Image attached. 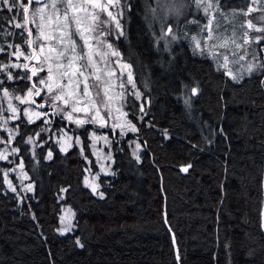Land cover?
<instances>
[{
    "label": "trees",
    "instance_id": "1",
    "mask_svg": "<svg viewBox=\"0 0 264 264\" xmlns=\"http://www.w3.org/2000/svg\"><path fill=\"white\" fill-rule=\"evenodd\" d=\"M166 1L120 0L121 28L103 25L131 65L141 95L135 104L142 107L133 117L136 133L121 137L103 128L114 136L115 149V172L101 179L103 198L84 184L81 148L61 150L43 133L42 119L20 115L13 146L36 191L20 198L9 190L8 165L0 160V264H264V70L237 81L186 37L173 43L161 30ZM22 13L18 1L12 11L0 2V67L17 47L29 51L27 28L14 33L15 24L24 25ZM17 75L28 76L19 69L9 80L6 69L0 72V120L4 89L31 88ZM54 115L58 126L66 124ZM37 133L33 153L28 139ZM130 135L143 146L140 160L128 145ZM83 140L96 169L87 131ZM63 203L76 212L73 234L58 233Z\"/></svg>",
    "mask_w": 264,
    "mask_h": 264
},
{
    "label": "rangeland",
    "instance_id": "2",
    "mask_svg": "<svg viewBox=\"0 0 264 264\" xmlns=\"http://www.w3.org/2000/svg\"><path fill=\"white\" fill-rule=\"evenodd\" d=\"M17 1L20 7L21 3L19 0ZM50 2L51 0L40 1L39 4L32 5L29 12V23L33 33L32 46L38 51V55L36 56L37 59H33L29 66L31 68H37V75L33 76V83L43 90L44 103L51 105L53 111L50 112V115L47 111L43 110V108L39 107L40 104L32 103V101L37 100L36 89H33V95L31 97L27 95L30 88L23 92H8V96L4 95L6 104L1 108L3 114L0 120V156L6 158L0 160L5 161L8 165L4 171L5 181L9 190H11L9 187V182H11L12 187L16 188L15 192L20 198H22L23 195L28 196L29 194H34L36 191V184L29 177L25 168V162L23 158L20 157L18 148L13 146V141L19 132L17 121L20 115H24L25 110H27L31 116V120H29L28 116L24 115L25 118L29 122L42 119L44 121L42 128L43 133H45L49 139H53L61 150L67 151L74 146H79L81 148V154L87 161L84 184L92 191L95 188V191H93L94 194L103 198L104 192L101 190V179L103 176L113 175L115 172L114 136L104 129H114L120 133L121 137L128 132L136 133L138 126L133 117H140L142 107L138 108L135 101L140 100L141 95L136 87L132 69L131 73L135 87L133 88L132 84L126 83L127 71L125 70L122 72L120 68L121 63H127L122 60L121 55L119 58L120 63L116 62L117 58L115 56H107L102 60L100 55H94V59L97 61V68L99 69L97 75H100V80H96L95 77L90 74L93 69H80L84 71V75L88 77V95L84 94L83 77L79 75V72H76V75L72 77V82L69 83V76H63L62 73L67 71L69 75H71L74 69L68 68V60L72 56V53L70 51H63L62 53V49L67 47V37L64 38L63 42H61L60 39L64 36L65 32L60 26L62 23V16L59 13L56 16H51V10L46 8L44 13L46 18L42 22L41 27L32 23L33 10ZM73 2L83 3L84 0H73ZM99 2L107 3V0H99ZM217 2L218 9H213L211 15H209L205 13L203 6L197 7L196 0L191 3L187 0H167L164 5L171 6L174 3L179 7V12H168L166 7L161 9L163 10V15L160 18L162 33L166 35V29L170 25L171 29H173L171 33L173 37L169 40H172L173 43H178L182 36L186 37L187 41L195 50H206L208 54H211V56L219 62L228 74L229 71L231 72V77H237L235 79L237 81L261 72L264 69L254 70L249 75L246 69L249 63H264V58L261 54L264 31H256L248 27V22L251 21L256 29H264V20L259 19L264 17V11L260 8V4H264V0H257L255 5L253 4V0H217ZM27 4L28 2L24 6L26 7ZM60 7L62 8V5ZM249 9L254 10L249 12ZM91 11L92 10L89 9V12ZM108 11L113 12V9L109 8ZM244 13H247V15ZM104 15L106 16V13H101L99 18ZM113 15H115L114 12ZM186 16H188L185 21L186 25L184 27H182V24L178 25ZM171 20L175 21V26L167 23ZM209 21H211L212 39L208 38L209 33L205 31L206 26L209 25ZM19 24L22 25V22H19ZM113 24L114 21L112 22V26ZM81 27L86 29V24L82 23ZM17 29L19 28H16L14 33ZM41 30L43 34H41ZM71 31L73 33L75 32L74 26ZM26 33H28L27 29ZM27 36L29 37V35ZM37 37H39V39H37ZM256 37H260L261 39L257 42L255 40ZM73 39L76 40L77 44L76 52L86 53L87 48L84 47L83 40L80 39L78 35H73ZM100 39L103 41V45L98 49L100 54L107 51L106 45L109 43L118 51L106 35L101 36ZM245 40L248 41L247 44L244 43ZM197 41L200 42V48L196 47ZM91 42L95 46L96 41L93 40ZM237 45H240V47H237ZM41 48L43 51H41ZM17 51L21 50L17 47ZM13 53H15V51ZM32 53L33 51L30 50V48L28 52L24 51L25 56H28L29 59ZM233 53H236V55H233ZM225 56H227V60L224 59ZM240 56H243L244 59H239ZM10 58L12 57L10 56L9 59ZM238 59L239 62L237 63L236 61ZM28 60H25L24 57L17 59L13 55V58L8 64L6 63V65L10 66L14 63L24 64L27 63ZM81 63V61H77L74 68H79ZM225 64L227 67H225ZM57 65H61V67H57ZM49 67L52 68L51 81L48 80ZM19 69L20 68L8 67L6 69V74L11 72L12 75H15ZM26 73L28 77H30V71H26ZM40 79H44L48 84L53 85L52 92H49L45 85L39 84L38 81ZM77 81H81L79 86H77ZM57 83L60 87H55ZM29 84L32 88L30 78ZM122 84L123 87H121ZM106 87L107 95L104 91ZM61 92H63V99L54 101L52 97L60 95ZM136 93L139 95H136ZM17 96L21 99L17 100ZM127 97L129 99L128 102H126ZM65 101H67V103ZM9 105L16 108L17 111L15 114L10 110ZM73 107L78 110L73 111ZM38 113L41 115H37ZM69 113L72 116L71 120L67 118ZM54 114L61 115L63 119H65V122L68 123L69 127H72V130L66 128L65 125L58 126L57 119L52 116ZM14 116L16 118H13ZM77 120L83 121V123L77 124ZM90 123L96 125L98 129L89 125ZM131 126H134L136 131H131ZM85 131H87L90 139V148L97 165L96 169L93 168L92 159L86 156L83 147ZM38 134L39 133H37V136L29 137L32 141L30 145L33 153L37 145ZM128 145L131 148L133 157L140 160L143 150L140 140L130 135ZM137 145H139V147H137ZM48 153H51L52 157V150H49ZM48 153L47 159H50ZM28 185L32 186L31 191L27 190ZM64 190L65 189H63V191ZM75 217L76 212L74 208L69 204L63 203L60 227L58 228V233L60 235H68L75 232ZM68 225L71 226L70 230L64 232L60 231V229H64Z\"/></svg>",
    "mask_w": 264,
    "mask_h": 264
},
{
    "label": "snow or ice",
    "instance_id": "3",
    "mask_svg": "<svg viewBox=\"0 0 264 264\" xmlns=\"http://www.w3.org/2000/svg\"><path fill=\"white\" fill-rule=\"evenodd\" d=\"M0 2H2L4 4V6L8 9V11H12V8L17 6V0H0ZM39 2H40V0H28V4H36ZM256 3H257V0H253V4L255 5ZM196 4H197V7L203 6L205 13L209 14V15H211V11L213 9H218L217 0H196ZM61 5H62V8L60 7ZM20 7L23 8V13L21 14V18L24 21V25L17 23L14 25L16 28L26 27L28 22H29L28 16L26 15V13L28 12V8L25 7L23 4H20ZM161 7H166V10L168 12H176V13L179 12V7H177V5L174 3L171 6L161 5ZM46 8L51 10V16H56L58 13L62 16V23L60 26L65 30V32H64V36H62L60 38L61 42H63L64 38L67 37V47L62 49V53H63V51H70L72 53V56L68 60V68L74 69V70H73L71 75H69V73L67 71L62 73V75L63 76H69V83H71L72 77L76 75V72H79V75L81 77H83L84 94L88 95V83H87L88 77L85 76L84 71H81L80 69L81 68L85 69V70L93 69V71L90 74L92 76H94L96 80H100L101 79L100 75H97V72L99 71V69L97 68V61L94 59V55H100V58L102 60L107 56H115L117 58L116 62L120 63V59H119L120 53L113 48L112 44L109 43L106 45L107 51H105L103 54H100L98 51L99 47H101L103 45V41L100 39V37L103 35H106V34H110L106 29L103 28L104 23L114 21L116 29L121 28V25H120L119 20L117 18L118 15H122V10H121L122 5L120 4V0H107V3H100L99 0H84L83 3H74L73 0H51L50 3H45L42 7H37L33 10L32 23L37 24L38 27H41L42 22L46 18L44 15ZM109 8H114L117 12V15H113L112 11H108ZM260 8L262 11H264V4H260ZM89 9H91L92 11L89 12ZM253 10L254 9H249L248 11L251 12ZM151 11L155 14V9H152ZM101 13H106L105 20H103V21L99 20V16ZM244 14L247 15V13H244ZM233 15H235V14H233ZM259 19L264 20V17H261ZM82 23L86 24V29L81 27ZM73 26L75 28L74 33L71 31ZM248 27L252 28L256 31H264V29H256L255 25H253V23L251 21L248 22ZM28 31L30 34L31 30L29 29ZM205 31H207L209 33L208 38L212 39L211 21H209V25L206 26ZM171 32H172L171 28L166 29V35L171 34ZM41 34H43L42 30H41ZM0 35H2V32H0ZM73 35H78L80 37V39L83 40V45H84V47L87 48L86 53L85 52H81V53L76 52L77 44H76V40L73 39ZM119 35H123V32L122 31L118 32V36ZM37 39H39V37H37ZM259 39H261V38L260 37L255 38V40L257 42L259 41ZM93 40L96 41L95 46L91 42ZM27 43L31 44L32 41L29 40V41H27ZM244 43L247 44L248 41L245 40ZM196 47L200 48V42L199 41L196 42ZM237 47H240V45H237ZM3 50H4L3 47H0V51H3ZM41 51H43L42 48H41ZM13 55L17 59H19L20 57H24L25 60L29 59V57L25 56L24 52H22V51H17L15 53H13ZM233 55H236V53H233ZM31 56H32V59H37V57L35 56V53H32ZM224 59L227 60V56H225ZM239 59H244V57L240 56ZM239 59L236 61L237 63L239 62ZM77 61H81L82 63L80 64L79 68H74V65L76 64ZM8 67L20 68V69H23L25 71H30L31 76L37 75V68L32 67L30 69L28 63H24V64H15L14 63L10 66L9 65H3L2 67H0V72H3L4 69H7ZM57 67H61V65H57ZM225 67H227L226 64H225ZM262 69H264V63H260V64L249 63L246 70H247L248 74L250 75L254 70H262ZM120 70L122 72L125 70L127 71L126 83L132 84V86L134 88L135 84H134L133 78H132L131 65L121 63ZM229 75H231L230 71H229ZM6 78L9 80L14 79L11 72L7 73ZM29 78L30 77H28V76H19V75H17L15 77V79H29ZM236 78L237 77H235V76L233 77V79H236ZM48 80L49 81L52 80V68L51 67L48 68ZM38 82L41 85H45L49 92H52V90H53L52 84H48L44 79H40ZM76 83H77V86H79L81 81H77ZM2 84H3V81H0V85H2ZM55 87H60V85L57 83L55 85ZM121 87H123V84L121 85ZM33 89H36L35 84H33L32 88H30L28 90V93H27L28 97H31L33 95ZM104 91H105V94L107 95V87L105 88ZM39 94H40V90L36 89V95H39ZM4 95L8 96L7 89H4ZM136 95H139V94L136 93ZM16 99L20 100L21 98L19 96H17ZM52 99L54 101L63 99V92H61L60 95H56V96L52 97ZM22 102H24V101H22ZM65 102L67 103V101H65ZM32 103H35V101H32ZM53 106H55V105H53ZM39 107H43V105H39ZM9 108L14 114L16 113V111H17L16 108L12 107L11 105H9ZM72 110L77 111L78 109L73 107ZM24 115L28 116L29 120H31V116L29 115L27 110H25ZM37 115H41V114L38 113ZM13 118H16V117L14 116ZM67 118L69 120L72 119V116L70 113L68 114ZM93 122H95V121H93ZM76 123L81 124V123H83V121L77 120ZM131 131H136V128L134 126H131ZM28 142L29 143L32 142L31 138L29 139ZM137 147H139V145H137ZM48 157L51 158V153H48ZM5 158L6 157H4V156H0V159H5ZM189 167H191V165L183 167L182 170L184 172H187ZM9 187L11 188V190L13 192L16 191V188L12 187L11 182H9ZM27 190L31 191L32 186L28 185ZM93 191H95V188L93 189ZM101 195H102V193H101ZM70 228H71V226L68 225V226H66V228L60 229V231L64 232L66 230H70ZM77 243H79V242H77ZM177 258H179L178 253H177Z\"/></svg>",
    "mask_w": 264,
    "mask_h": 264
},
{
    "label": "water",
    "instance_id": "4",
    "mask_svg": "<svg viewBox=\"0 0 264 264\" xmlns=\"http://www.w3.org/2000/svg\"><path fill=\"white\" fill-rule=\"evenodd\" d=\"M40 1H43V0H40ZM32 5L33 4H27V6H26L28 8V12L26 13V15L28 16V21H29V12H30V9H31ZM26 28H27V32L29 33L28 30L29 29L31 30L29 22H28ZM168 28H171V26H168ZM29 40L33 41L32 30H31V33L29 34ZM28 46H29L30 50H32L33 53H35V56H37L38 55V51H37V49L35 47L32 46V43L28 44ZM32 61H33V59H32V56H31L30 59L27 61V63L30 64ZM29 68H31V67L29 66ZM30 77H31V80L33 81V76H31V72H30ZM36 89L40 90V94L37 95V98H40L42 96V94H43V90L41 88L37 87V86H36ZM35 103L39 104L37 100L35 101ZM175 244H176V242H175ZM176 250H178L177 247H176Z\"/></svg>",
    "mask_w": 264,
    "mask_h": 264
},
{
    "label": "flooded vegetation",
    "instance_id": "5",
    "mask_svg": "<svg viewBox=\"0 0 264 264\" xmlns=\"http://www.w3.org/2000/svg\"><path fill=\"white\" fill-rule=\"evenodd\" d=\"M112 9H113L114 14L117 15L116 10H115L114 8H112ZM106 37H107V36H106ZM109 41H111V40L109 39ZM111 42H112V41H111ZM31 84L33 85L34 83H31ZM35 86H36V85H35ZM37 101H38V103H39L40 105H43V107H41V108L45 109V111H47V112L50 114L49 106H48V104H45V103H44L43 96H42L41 98L37 99ZM49 114H48V115H49ZM50 115H51V114H50ZM52 116H53V115H52ZM54 117L56 118V116H54ZM65 126H69L68 123H66Z\"/></svg>",
    "mask_w": 264,
    "mask_h": 264
}]
</instances>
